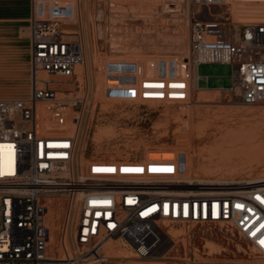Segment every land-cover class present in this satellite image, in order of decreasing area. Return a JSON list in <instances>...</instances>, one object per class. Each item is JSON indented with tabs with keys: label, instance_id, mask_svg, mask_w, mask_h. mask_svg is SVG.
<instances>
[{
	"label": "built area",
	"instance_id": "built-area-1",
	"mask_svg": "<svg viewBox=\"0 0 264 264\" xmlns=\"http://www.w3.org/2000/svg\"><path fill=\"white\" fill-rule=\"evenodd\" d=\"M186 1V55L105 59L100 99L186 106L196 65L228 62L225 89L243 104L264 101V21L206 17L200 6L228 0ZM30 2V91L0 97V264H117L104 255L108 239L147 257L161 225L224 228L264 256V174L202 177L187 171L186 151L172 148L81 162L77 136L96 88L90 93L86 72L77 70L84 61L80 0ZM55 196L66 205L56 248H49Z\"/></svg>",
	"mask_w": 264,
	"mask_h": 264
},
{
	"label": "rangeland",
	"instance_id": "rangeland-1",
	"mask_svg": "<svg viewBox=\"0 0 264 264\" xmlns=\"http://www.w3.org/2000/svg\"><path fill=\"white\" fill-rule=\"evenodd\" d=\"M80 3L90 93L96 88V103L86 107L77 136L81 162L91 155L137 158L147 149L172 148L186 151L187 171L202 177L264 174V101L243 104L225 88L194 87L186 106L177 102H111L98 97L105 59L132 58L142 62L150 56L169 59L186 55L191 4L186 0ZM200 6L206 17L264 21V0H228L221 5ZM83 35L81 31L82 40ZM230 70L228 62H199L197 85L227 86ZM191 79L194 81L193 75ZM49 205L48 247L56 248L66 199L51 197ZM72 216L73 213L71 219ZM160 227L163 240L147 257H137L132 249L121 248L115 240L112 244L117 247L108 246L103 252L118 264H264V256L247 248L244 240L224 228Z\"/></svg>",
	"mask_w": 264,
	"mask_h": 264
},
{
	"label": "crops",
	"instance_id": "crops-1",
	"mask_svg": "<svg viewBox=\"0 0 264 264\" xmlns=\"http://www.w3.org/2000/svg\"><path fill=\"white\" fill-rule=\"evenodd\" d=\"M30 11V0H0V97L22 98L29 94L31 86L28 37ZM79 19L83 29L81 3ZM195 82L197 85V73ZM225 87L227 86L197 85L198 89Z\"/></svg>",
	"mask_w": 264,
	"mask_h": 264
},
{
	"label": "bare ground",
	"instance_id": "bare-ground-1",
	"mask_svg": "<svg viewBox=\"0 0 264 264\" xmlns=\"http://www.w3.org/2000/svg\"><path fill=\"white\" fill-rule=\"evenodd\" d=\"M79 22H80V19H79ZM80 24H81V22H80ZM92 25H93V23H92ZM81 31H82V35H83V29H82V27H81ZM83 41H84V35H83ZM93 43H94V46H95V41H93ZM84 61H83V63H82V65H78L77 66V70L79 71V70H81V69H83L85 72H86V74H87V61H86V49H85V41H84ZM96 47V46H95ZM95 59V61H96V56L94 57ZM81 66V67H80ZM80 67V68H79ZM88 77V76H87ZM193 78H194V75H193ZM161 234H162V230H161ZM117 241V244L119 245V246H121V248H129V249H131L128 245H127V243L126 242H124L123 240H120V239H108V240H106L105 241V243H104V245H103V251L105 250V248L106 247H110V249H111V247H117V245L116 246H113L114 244H112V242L113 241ZM163 240V235H161V241ZM120 242H122V243H124L125 245H124V247L122 246V245H120ZM113 252V251H112ZM113 254V253H112ZM104 255H106L105 253H104ZM114 255V254H113ZM117 263V262H116ZM118 264V263H117Z\"/></svg>",
	"mask_w": 264,
	"mask_h": 264
},
{
	"label": "snow or ice",
	"instance_id": "snow-or-ice-1",
	"mask_svg": "<svg viewBox=\"0 0 264 264\" xmlns=\"http://www.w3.org/2000/svg\"><path fill=\"white\" fill-rule=\"evenodd\" d=\"M110 170V169H109ZM135 171H139V169H134ZM155 170V169H154ZM125 171H129V169H125ZM262 244H264V241H261Z\"/></svg>",
	"mask_w": 264,
	"mask_h": 264
}]
</instances>
